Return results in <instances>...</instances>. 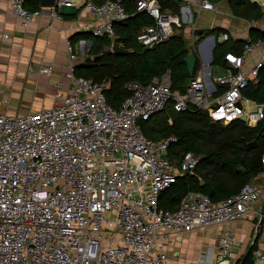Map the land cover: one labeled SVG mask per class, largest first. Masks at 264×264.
I'll list each match as a JSON object with an SVG mask.
<instances>
[{
  "label": "built area",
  "instance_id": "1",
  "mask_svg": "<svg viewBox=\"0 0 264 264\" xmlns=\"http://www.w3.org/2000/svg\"><path fill=\"white\" fill-rule=\"evenodd\" d=\"M122 1L84 0L89 19L77 25V33L113 41L114 27L129 17ZM134 4L152 21L136 34L144 47L183 25L177 15L162 12L157 0ZM200 5L215 10L210 0ZM73 6L72 0H55L50 16L58 18L62 7ZM10 7L22 26L44 12L27 10L25 0H10ZM79 44L88 53L90 45ZM65 47L68 58L76 59L68 40ZM224 58L229 65L224 73L211 76L202 68L183 93L171 90L168 72L146 85L129 82V95L118 108L107 102L108 79L77 76L69 65L68 90L60 92L64 80L56 84L58 104L23 116L0 113V264H167L171 235L260 217L264 187L254 181L216 204L190 194L176 211L159 208V196L186 171L193 173L200 158L185 152L180 160H169L167 151L177 138L155 141L140 127L168 107L204 112L221 125L244 116L248 126L256 125L264 118V104L243 97L242 90L264 68V36L246 39L239 55ZM247 104L254 109L246 110ZM260 177L264 181V155ZM241 247L232 232L221 231L216 250L207 251L199 264H233ZM263 252L264 242L253 252L261 264Z\"/></svg>",
  "mask_w": 264,
  "mask_h": 264
},
{
  "label": "trees",
  "instance_id": "2",
  "mask_svg": "<svg viewBox=\"0 0 264 264\" xmlns=\"http://www.w3.org/2000/svg\"><path fill=\"white\" fill-rule=\"evenodd\" d=\"M99 1L101 3L106 0ZM122 3L129 17L124 23L114 27L116 38L113 42L133 52L128 55H114L109 49H104L105 46H111L112 41L77 33L72 39L80 36L84 40L91 39L92 43L85 64L76 68L75 75L91 78L95 82L108 79L105 96L113 108H118L129 95L125 88L127 83L135 81L146 85L166 72L170 75L171 90L183 93L191 78L183 62L190 50L182 27L151 48L144 47L136 40V34L141 27L151 24L152 21L144 13L136 12L134 0H123ZM228 4L236 17L248 21L264 18L262 7L251 0H228ZM25 8L29 11L39 9L37 0H25ZM219 31L216 30L217 34ZM255 34L256 37L264 36L260 32ZM226 43H216L213 48L211 64L215 69L223 70L227 67L224 58L227 51L239 53L241 50L239 41H235L230 47ZM199 68L200 62L196 59L194 75ZM242 96L256 104H264V68L259 70L256 80L242 90ZM164 111L141 123L143 134L155 141L175 136L177 142L169 147L166 154L171 161L180 160L185 152L199 156L200 160L193 173H184L178 177L159 196V208L176 211L179 203L190 194L205 195L216 204L236 195L245 184L261 179L264 118L254 126H248L241 120L221 125L210 120L204 112L195 109L176 112L168 107ZM156 116L157 119H152ZM168 117L173 121L171 125L166 122ZM261 232L262 229L243 264H255L253 252L257 248ZM244 253L233 264H239Z\"/></svg>",
  "mask_w": 264,
  "mask_h": 264
},
{
  "label": "crops",
  "instance_id": "3",
  "mask_svg": "<svg viewBox=\"0 0 264 264\" xmlns=\"http://www.w3.org/2000/svg\"><path fill=\"white\" fill-rule=\"evenodd\" d=\"M87 1L94 4L102 3L99 0ZM157 1L162 12L177 15L183 23L182 28L186 25V28L191 29L190 35L184 34L187 47L200 62L199 70L204 68L211 76L224 73L229 67L227 62V67L223 70L211 66L216 43L227 42L226 45L230 47L235 41L241 42L239 53L231 51L225 53L239 55L246 39L256 40L261 37H256L255 32L264 33V18L248 21L236 17L231 12L228 0H210L215 7L213 11L203 9L200 5L201 0ZM72 2L75 6L62 7L58 18L52 19L51 8H44V12L37 19L27 26H22L11 11L10 0H0V113L23 116L29 112L49 108L61 101V98L56 96L59 91L56 84L66 78L69 65L74 66L76 70L78 66L85 64L88 57V53L83 54L84 48L79 44L84 39L80 36L74 39L72 37L77 34V25L89 19V14L82 6L84 0ZM41 8L43 7L39 6V9ZM216 30H220V33L217 34ZM222 35L226 36L225 40H220ZM67 40L77 57L74 60L67 56L65 49ZM87 44L91 46L90 42ZM109 50L111 52V48ZM250 65L247 64L245 68L248 69ZM42 67H50L52 72L43 73L40 71ZM68 87L69 82L64 80L60 92L64 94ZM157 118L156 116L152 119ZM166 122L171 125L173 121L168 117ZM255 181L264 187L263 179ZM256 219L258 216H250L222 226L171 235L166 240L167 264H199L207 251L216 250L218 234L221 231H230L242 241L236 260L253 244L258 223ZM263 242L262 231L257 240V247H261Z\"/></svg>",
  "mask_w": 264,
  "mask_h": 264
},
{
  "label": "water",
  "instance_id": "4",
  "mask_svg": "<svg viewBox=\"0 0 264 264\" xmlns=\"http://www.w3.org/2000/svg\"><path fill=\"white\" fill-rule=\"evenodd\" d=\"M38 3H39V6L40 7H43V8H52L55 4V0H37ZM262 13H264V7H262ZM111 52L112 54L114 55H128V54H131L133 52V50L131 49H125L121 46H118V45H115V44H112L111 45ZM96 57H94V59H96ZM195 55L193 53H189L185 56V58L183 59V62L185 63L186 67H187V72L190 76V78H192L194 76V68H195ZM242 122L246 123V117H242L241 119ZM137 124L139 125L140 122L137 121ZM186 174H188L189 172L186 171L185 172ZM263 222H264V202L261 206V213H260V217L258 219V223L256 225V229H255V238H254V241L256 240L257 236L259 235V232H260V229L263 225ZM253 241V243H254ZM251 249H252V245H250L248 247V249L246 250V252L244 253L241 261L239 264H243L245 262V260L247 259L249 253L251 252Z\"/></svg>",
  "mask_w": 264,
  "mask_h": 264
},
{
  "label": "rangeland",
  "instance_id": "5",
  "mask_svg": "<svg viewBox=\"0 0 264 264\" xmlns=\"http://www.w3.org/2000/svg\"><path fill=\"white\" fill-rule=\"evenodd\" d=\"M73 1H76V0H73ZM253 2H256V3H258L260 6H262V7H264V0H252ZM187 26L186 25H184L183 26V28H181V30L183 31V34H186L187 35V33L190 35V33H191V29H189V28H186ZM86 43H92V40L91 39H88V40H84ZM208 65H206V67H207ZM212 66V65H211ZM210 66V67H211ZM213 67V66H212ZM214 68V67H213ZM215 69V68H214ZM245 107H246V110H248V111H252L253 109H254V107L252 106V104H247V105H245ZM164 113H165V111H164ZM263 202H264V195H263V197H262V199H261V206H262V204H263ZM258 219H259V217H258ZM258 219H256L257 221H258ZM253 223H255V220H253ZM264 253V252H263ZM255 261H257V263H255V264H259L260 262H261V260L260 259H254Z\"/></svg>",
  "mask_w": 264,
  "mask_h": 264
}]
</instances>
